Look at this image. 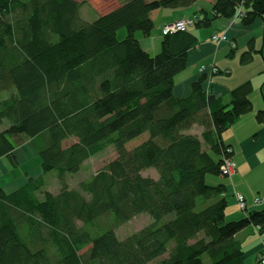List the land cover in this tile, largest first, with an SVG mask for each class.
Masks as SVG:
<instances>
[{
	"label": "trees",
	"instance_id": "16d2710c",
	"mask_svg": "<svg viewBox=\"0 0 264 264\" xmlns=\"http://www.w3.org/2000/svg\"><path fill=\"white\" fill-rule=\"evenodd\" d=\"M194 1L124 0L88 21L78 0H0V124L8 122L0 157L17 167L14 150L27 142L42 169L24 173L14 189L0 186V264H246L236 234L253 225L261 238L264 204L227 221V186L211 178L232 176L221 170L233 160L222 133L252 109V85L239 84L223 103L206 96L203 76L190 95L176 97L173 78L196 38L187 30L162 34L151 55L135 36L151 34V11ZM212 10L224 18L238 10L249 25L264 0H214ZM212 18L196 16L194 25ZM250 56L245 51L241 62ZM111 150L81 178L92 158ZM148 168L157 175L144 174ZM50 171L57 192L45 187ZM141 213L151 222L120 237L117 230Z\"/></svg>",
	"mask_w": 264,
	"mask_h": 264
},
{
	"label": "crops",
	"instance_id": "0c3cea01",
	"mask_svg": "<svg viewBox=\"0 0 264 264\" xmlns=\"http://www.w3.org/2000/svg\"><path fill=\"white\" fill-rule=\"evenodd\" d=\"M122 1L124 0H109L106 3L110 7V2L112 8L105 10L98 6L96 11L92 10L91 17L82 14L83 7L87 6L85 1L80 6L79 13L84 19L91 21L117 8ZM213 3L214 0H195L187 7L151 11L150 17L154 23L151 34L143 36L140 32L135 33L140 46L151 55L157 54L160 51L164 24L182 18L195 19L196 16L202 17L204 14L212 18ZM243 15L237 10L231 18L213 17L208 26L196 27L193 24L187 27L186 30L196 38V43L187 49L185 69L173 78V93L176 97L190 95L193 82L204 76L202 87L206 96L212 95L214 99L222 100L223 103L229 101L230 91L239 84L249 81L252 85L249 94L252 109L238 116L222 133V139L233 149L236 171L230 178H211V182L221 181L227 186L225 195L227 221L239 220L246 215V211L260 208L264 204V120L257 118L258 111L264 110V11L249 25L242 22ZM224 34L229 42L226 40L216 42L212 38L213 35ZM248 50L251 52L250 59L247 63H242L241 55ZM212 67L219 70L213 72ZM14 152L16 160L21 165L37 156L34 146L27 142L17 147ZM1 159L5 158L0 157V169L4 174L8 169ZM38 167L39 164L33 167L31 172H26L31 174L38 170ZM24 173L15 175L10 182H5L1 186L14 189L23 185L26 181ZM236 192L245 198L247 210L238 207ZM255 198H259L260 202L256 203ZM255 229L253 225H249L236 234L241 240L246 264L256 263V256L261 248L260 239H264V233L260 238Z\"/></svg>",
	"mask_w": 264,
	"mask_h": 264
},
{
	"label": "rangeland",
	"instance_id": "374dc122",
	"mask_svg": "<svg viewBox=\"0 0 264 264\" xmlns=\"http://www.w3.org/2000/svg\"><path fill=\"white\" fill-rule=\"evenodd\" d=\"M79 1H81V2H85L86 1L85 3L87 4V6L83 7L82 14H85L87 16L89 15L90 17L93 16V13H92L93 11L92 10L96 11L98 6L100 7V9L105 8V10H107L109 8H112V6L110 5V2H109V6L110 7H108V3H106L109 0H79ZM106 4H107V6H106ZM241 14H242V12H241ZM171 22H168V23H171ZM168 23H166V24H168ZM189 26H191V25H189ZM125 33H126V29L124 27H122V28H119L117 30L116 36H117L118 39H123V37L125 36ZM224 37H225L226 41L229 42L228 41L229 39L227 38V36L225 34H224ZM221 41L223 42V40H221ZM230 43L233 44L232 42H230ZM7 126H8V122L4 121L3 124H0V131H2ZM145 137H146V134L138 136L137 138H135V139L131 140L130 142H128L126 144V147L127 148H131V147L137 145L142 140V138L144 139ZM71 142H72V139L66 140L64 142V146H67ZM107 155H108V157H107ZM113 155H114V153L111 150L109 152H105V153L101 154L99 157L92 158L91 161H89V163L87 165L88 167H86L83 170L84 173L81 175V178L86 177V175H87V173L89 171L91 172V171L97 169L101 165V163L106 161V159H105L106 157L109 158L110 156L112 157ZM1 160H3L5 162V165H6V168L8 169V172L3 174V172L0 169V186L3 185L5 182H10V180H12L15 175H19L20 173H23V172L26 173V171L31 172L33 170V167L37 166L38 164L40 166V157H39V155H37L35 159L32 158V159L28 160V162H25L24 165L19 164L17 167L12 166V164H11V162H10V160L8 158L1 159ZM41 173H42V169H41V167H38V170H35L34 172H32L30 174V176L31 177H36V176L41 175ZM144 174L152 175V177H155L157 175L156 172L153 169H150V168L146 169ZM69 177H71V176H69ZM44 178L46 180L45 187L48 190H51L53 192H57L58 189H59V184H58V182L56 180V172L55 171H50V172L45 174ZM67 181H68V184L70 186H71V183L75 184V182H73L75 180L72 181V178H70V179L68 178ZM151 220H152L151 217L148 214H146V213L138 214V215L134 216L126 224H123L122 227L117 230V233H118V235L120 237H122L124 235H127V234L131 233L135 229H138V228L142 227L143 225L150 223Z\"/></svg>",
	"mask_w": 264,
	"mask_h": 264
},
{
	"label": "built area",
	"instance_id": "2783aa9c",
	"mask_svg": "<svg viewBox=\"0 0 264 264\" xmlns=\"http://www.w3.org/2000/svg\"><path fill=\"white\" fill-rule=\"evenodd\" d=\"M240 14H241V12H240ZM241 15H243V13ZM193 24H194V19H192V18L177 19L175 21H172L171 23L164 24L162 26V33L166 34V33H173V32H177V31H181V30H186L189 25H193ZM212 38L216 42H220L221 40H226L224 35H221V36L213 35ZM211 70L214 71V70H216V68L212 67ZM221 170L224 174H227L229 176L231 174H233V172L235 171L234 161L230 158H225L223 165L221 167ZM235 198L237 200L238 207L241 210H244L246 208V204H245V199H244L243 195L236 192ZM255 202L258 203V202H260V200H258L256 198ZM261 247H262V249H261V252L259 255V261L261 264H264V240H262V246Z\"/></svg>",
	"mask_w": 264,
	"mask_h": 264
}]
</instances>
